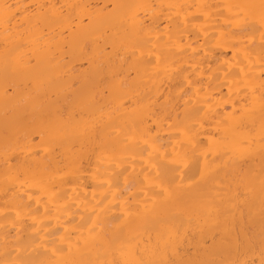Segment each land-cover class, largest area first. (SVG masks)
Instances as JSON below:
<instances>
[{
  "label": "bare ground",
  "instance_id": "obj_1",
  "mask_svg": "<svg viewBox=\"0 0 264 264\" xmlns=\"http://www.w3.org/2000/svg\"><path fill=\"white\" fill-rule=\"evenodd\" d=\"M0 264H264V0H0Z\"/></svg>",
  "mask_w": 264,
  "mask_h": 264
}]
</instances>
